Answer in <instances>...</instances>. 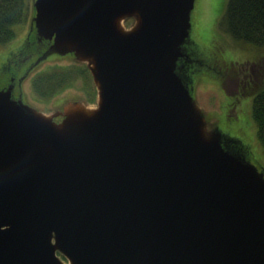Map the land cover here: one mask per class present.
Returning a JSON list of instances; mask_svg holds the SVG:
<instances>
[{
	"label": "water",
	"instance_id": "95a60500",
	"mask_svg": "<svg viewBox=\"0 0 264 264\" xmlns=\"http://www.w3.org/2000/svg\"><path fill=\"white\" fill-rule=\"evenodd\" d=\"M194 3L33 0L50 42L19 84L71 53L97 101L0 87V264H264V169L191 93Z\"/></svg>",
	"mask_w": 264,
	"mask_h": 264
},
{
	"label": "rangeland",
	"instance_id": "374dc122",
	"mask_svg": "<svg viewBox=\"0 0 264 264\" xmlns=\"http://www.w3.org/2000/svg\"><path fill=\"white\" fill-rule=\"evenodd\" d=\"M226 2L195 0L190 15V41L187 43V47L195 49L198 55L190 73L191 93L203 110L209 128L218 126L225 133L241 137L247 145L249 160L263 170L264 149L257 138L251 110L254 92L264 84V44L236 39L227 31L224 18ZM29 22L17 27L14 39L0 45V58L6 52L15 50L19 40L25 37ZM131 23L133 18L124 22L126 26ZM54 65L71 69L72 75L59 92L43 99L33 91L31 78ZM0 79L4 81L8 75L3 72ZM21 89L24 101L44 112L60 109L70 99H80L92 105L96 102V88L91 74L85 64L77 61L72 54H50L26 74ZM18 92L19 87L15 93ZM237 114L244 119L239 129L226 122L227 118L232 119Z\"/></svg>",
	"mask_w": 264,
	"mask_h": 264
},
{
	"label": "trees",
	"instance_id": "16d2710c",
	"mask_svg": "<svg viewBox=\"0 0 264 264\" xmlns=\"http://www.w3.org/2000/svg\"><path fill=\"white\" fill-rule=\"evenodd\" d=\"M30 1L0 0V45L14 39L17 27L28 21ZM224 18L226 29L234 38L264 44V0H227ZM71 75V69L54 65L32 76L31 87L37 96L47 99L59 92ZM251 114L264 149V84L254 92Z\"/></svg>",
	"mask_w": 264,
	"mask_h": 264
},
{
	"label": "flooded vegetation",
	"instance_id": "af4514ba",
	"mask_svg": "<svg viewBox=\"0 0 264 264\" xmlns=\"http://www.w3.org/2000/svg\"><path fill=\"white\" fill-rule=\"evenodd\" d=\"M19 45L15 47V50H10L3 54V57L0 58V69L3 70L0 72V75L5 72L8 75V79L2 81L0 79V87H5L8 84H13L12 93L13 96H18L16 89L19 87V76L25 71V67L31 63L41 52L47 47L49 41L47 39L39 38L32 28L28 31L25 37L22 40H19ZM190 50V48H189ZM191 51V50H190ZM192 53V51H191ZM16 68V69H15ZM18 72L19 75H18ZM60 117V116H56ZM241 117V118H240ZM243 117L240 114H237L234 118L228 119L227 123L235 128L239 129L243 123ZM238 140V144L243 146V148L248 153L247 145L245 141L238 136H235Z\"/></svg>",
	"mask_w": 264,
	"mask_h": 264
}]
</instances>
